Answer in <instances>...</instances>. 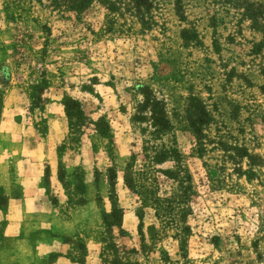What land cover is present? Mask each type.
Here are the masks:
<instances>
[{
	"label": "rangeland",
	"instance_id": "1",
	"mask_svg": "<svg viewBox=\"0 0 264 264\" xmlns=\"http://www.w3.org/2000/svg\"><path fill=\"white\" fill-rule=\"evenodd\" d=\"M7 135L10 169L38 143L49 264H264V0H0Z\"/></svg>",
	"mask_w": 264,
	"mask_h": 264
},
{
	"label": "crops",
	"instance_id": "2",
	"mask_svg": "<svg viewBox=\"0 0 264 264\" xmlns=\"http://www.w3.org/2000/svg\"><path fill=\"white\" fill-rule=\"evenodd\" d=\"M13 138L15 137L0 136V142L6 140L12 143ZM36 143H32L35 148L31 155L34 164L22 171L10 169L8 161L11 159L0 152V194L4 197L0 201V264H49L47 259L56 242V237L51 238L48 234L30 238L25 233L26 227H23V220L33 214V211L40 214L49 212L40 188L44 172L39 164H35L42 160L36 150L39 148ZM53 224L51 221L38 225L34 223L36 230H53L56 226Z\"/></svg>",
	"mask_w": 264,
	"mask_h": 264
},
{
	"label": "trees",
	"instance_id": "3",
	"mask_svg": "<svg viewBox=\"0 0 264 264\" xmlns=\"http://www.w3.org/2000/svg\"><path fill=\"white\" fill-rule=\"evenodd\" d=\"M194 102L195 101L189 102L190 104H188V107L186 108V122L191 132L196 137H200L203 131L202 127L211 121V116L204 107L200 106L197 102ZM62 105L64 107L66 117L70 122H73L74 119L77 120L82 116L83 111L78 101L66 97ZM149 119L152 121L151 124L154 128L152 133L153 137L166 135L173 128L168 119L161 115H157V113H154V115H152ZM71 124L72 126H75V122ZM175 153V149L171 147H163L155 152L154 160L160 164L165 162L167 159L174 158ZM179 181H182L181 177Z\"/></svg>",
	"mask_w": 264,
	"mask_h": 264
}]
</instances>
